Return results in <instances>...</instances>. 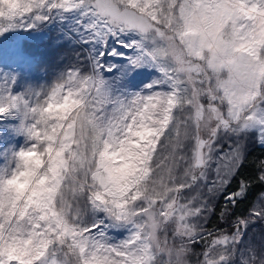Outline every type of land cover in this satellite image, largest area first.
<instances>
[{
	"label": "snow or ice",
	"instance_id": "1",
	"mask_svg": "<svg viewBox=\"0 0 264 264\" xmlns=\"http://www.w3.org/2000/svg\"><path fill=\"white\" fill-rule=\"evenodd\" d=\"M0 264H264V0H0Z\"/></svg>",
	"mask_w": 264,
	"mask_h": 264
},
{
	"label": "trees",
	"instance_id": "2",
	"mask_svg": "<svg viewBox=\"0 0 264 264\" xmlns=\"http://www.w3.org/2000/svg\"><path fill=\"white\" fill-rule=\"evenodd\" d=\"M259 154H260V150L257 149V150L255 151V153H254V156H258Z\"/></svg>",
	"mask_w": 264,
	"mask_h": 264
}]
</instances>
